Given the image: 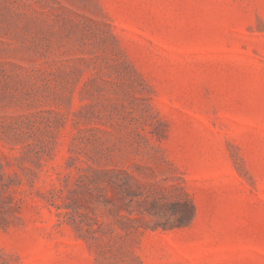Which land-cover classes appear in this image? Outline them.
I'll list each match as a JSON object with an SVG mask.
<instances>
[{
	"label": "rangeland",
	"instance_id": "1",
	"mask_svg": "<svg viewBox=\"0 0 264 264\" xmlns=\"http://www.w3.org/2000/svg\"><path fill=\"white\" fill-rule=\"evenodd\" d=\"M0 264H264V0H0Z\"/></svg>",
	"mask_w": 264,
	"mask_h": 264
},
{
	"label": "trees",
	"instance_id": "2",
	"mask_svg": "<svg viewBox=\"0 0 264 264\" xmlns=\"http://www.w3.org/2000/svg\"><path fill=\"white\" fill-rule=\"evenodd\" d=\"M125 177L123 179H111L109 182L113 188L120 193L119 202L114 204L117 213L123 211L125 214H120L121 220L130 223L131 228L140 230V228L147 230H169L174 228L186 227L193 220L195 215V207L188 195L182 190L172 202V209L168 212L165 208L164 198L160 197L153 200L137 201L138 194L135 193L132 185L129 183L131 176L123 171ZM138 216H133V214ZM167 213H170L168 215ZM168 215V216H167ZM148 216L149 219H145ZM166 218L164 220L161 217Z\"/></svg>",
	"mask_w": 264,
	"mask_h": 264
}]
</instances>
